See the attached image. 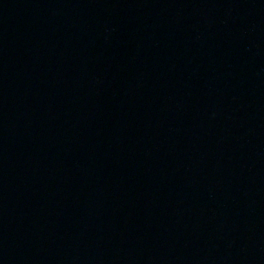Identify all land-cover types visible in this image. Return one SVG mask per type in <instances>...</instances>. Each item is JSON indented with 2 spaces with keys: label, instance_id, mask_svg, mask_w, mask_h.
Wrapping results in <instances>:
<instances>
[{
  "label": "water",
  "instance_id": "95a60500",
  "mask_svg": "<svg viewBox=\"0 0 264 264\" xmlns=\"http://www.w3.org/2000/svg\"><path fill=\"white\" fill-rule=\"evenodd\" d=\"M0 264H264V0H0Z\"/></svg>",
  "mask_w": 264,
  "mask_h": 264
}]
</instances>
